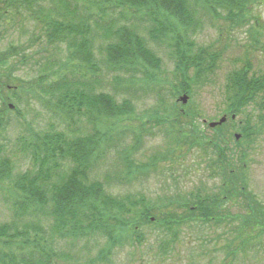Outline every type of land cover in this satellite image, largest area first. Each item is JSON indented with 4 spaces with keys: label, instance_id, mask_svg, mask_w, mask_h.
Here are the masks:
<instances>
[{
    "label": "trees",
    "instance_id": "obj_1",
    "mask_svg": "<svg viewBox=\"0 0 264 264\" xmlns=\"http://www.w3.org/2000/svg\"><path fill=\"white\" fill-rule=\"evenodd\" d=\"M249 4L0 0V199L9 218L0 222V264H72V254L59 251L66 241H104L97 259L109 264L117 249L143 244L146 227L172 237L161 247L168 254L184 226L220 227L234 209L238 226L231 239L225 235L227 255L236 254L231 251L236 243L244 253L262 245L264 202L249 189L240 149L264 128V75L254 73L248 60L227 75L223 114L228 121L214 130L201 123L197 107L177 102L182 94L194 97L193 86L209 81L223 55L214 44L198 45L203 27L198 9L211 19L225 13L235 28L247 20ZM16 31L20 39L30 38L3 47L2 40ZM151 44L167 46L174 63L179 84L169 90L170 102L162 94L168 86L160 76L162 59ZM28 66L38 68L37 78H24ZM146 95H154L157 104L139 114L134 98ZM31 101L53 113L58 125L45 132L28 127L19 105ZM12 110L22 117L24 131L15 140L8 137ZM155 133L163 134L166 145L139 161L143 138ZM195 153L208 179L220 181L212 190L202 181L196 191L153 200L107 189L132 185L161 167H180ZM109 158L114 170L104 183L100 169ZM27 160L30 166L23 169Z\"/></svg>",
    "mask_w": 264,
    "mask_h": 264
},
{
    "label": "rangeland",
    "instance_id": "obj_2",
    "mask_svg": "<svg viewBox=\"0 0 264 264\" xmlns=\"http://www.w3.org/2000/svg\"><path fill=\"white\" fill-rule=\"evenodd\" d=\"M248 9H251L246 16L247 20L238 24L240 27H233L234 24L227 19L226 14L222 13L221 18L211 19L212 16H205L202 9H198V17L202 21L203 27L197 33L196 39L199 46L215 45L222 52V59L215 72L209 77V81L203 85H195L194 97L188 95L187 104L197 107L201 113V123L217 122L223 116L224 107V87L227 75L236 68L242 67L245 61H249L253 66V72L257 75H264V0H251ZM145 34V31L142 30ZM22 36L19 32H14L11 37L2 40L3 47L9 46L10 43L19 44L30 38V35ZM145 37H147L145 35ZM258 43H255V42ZM100 44V43H98ZM151 47L157 52L162 59V70L160 76L167 82L168 86L163 91V95L171 101L169 90L173 86H178L174 72V63L169 54L167 46ZM24 78L32 80L38 77L39 70L37 67L24 68ZM23 74V73H22ZM121 97V95L119 96ZM178 99V98H177ZM137 112L143 113L152 109L157 104L156 97L149 95L142 99L134 98ZM181 106V103L179 104ZM19 110L24 115L28 127L34 131L45 132L49 130L52 124L58 125L54 114L46 110L37 102L31 101L27 106L24 102L19 105ZM255 116L254 124L259 123V112L253 113ZM10 125L8 128L9 138L15 140L22 135L23 127L20 125L17 112L14 110L8 114ZM244 117H240V119ZM229 124V123H228ZM207 125V124H206ZM232 125V124H229ZM132 142V140H131ZM130 142V143H131ZM143 147L138 156L139 161L145 162L149 157L154 155L166 145L163 134L146 135L143 140ZM240 152L246 159L247 176L249 179V189L257 198L264 202V128L260 134L256 135L253 141L243 143ZM114 158V157H113ZM200 159L187 157V161L177 168L161 167L155 172L144 176L141 180L132 185L125 184L117 186L115 184L107 187L108 191L114 195H145L155 200L160 197L177 198L183 196L186 192L196 191L204 183L210 187V190L219 185V179L209 180L208 175L204 172L205 167L199 162ZM23 169L30 166L29 160L20 164ZM114 170V159H110L100 169L99 178L106 182L105 174H110ZM203 181V182H202ZM111 184V183H110ZM230 206V205H229ZM229 206H226L227 208ZM233 206H235L233 204ZM225 217H229L222 226L215 227L208 223H196L184 226L179 231L178 237L173 244L171 252L164 254L161 247L164 242L171 240V236L161 233L154 227H146L143 230L144 243L134 246H127L123 249H117L107 263L109 264H264V239L262 245L257 249L251 247L247 252L238 249V243L231 251L236 254L241 253L238 257L236 254L227 255L223 249L226 244L225 235L231 239V231L238 226L232 217L237 214V209L226 212ZM8 212L2 199H0V222L8 221ZM230 234V235H228ZM67 242V241H66ZM60 242L59 251L70 253L73 256L72 264H102L98 262L99 253L104 247V241L97 243H80L67 244ZM108 249V248H106ZM252 249V250H250ZM97 261V263H96Z\"/></svg>",
    "mask_w": 264,
    "mask_h": 264
},
{
    "label": "water",
    "instance_id": "obj_3",
    "mask_svg": "<svg viewBox=\"0 0 264 264\" xmlns=\"http://www.w3.org/2000/svg\"><path fill=\"white\" fill-rule=\"evenodd\" d=\"M182 101H183L184 104H186L187 101H188V97H187V96H184V97L182 98ZM225 122H226V118L222 119L219 123H212V124L210 125V127H211V128H215L217 125H222V124L225 123Z\"/></svg>",
    "mask_w": 264,
    "mask_h": 264
}]
</instances>
